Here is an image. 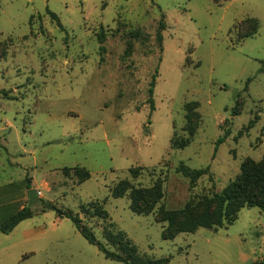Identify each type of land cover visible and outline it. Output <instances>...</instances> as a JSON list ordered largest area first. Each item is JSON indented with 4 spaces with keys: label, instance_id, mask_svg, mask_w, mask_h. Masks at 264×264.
I'll list each match as a JSON object with an SVG mask.
<instances>
[{
    "label": "rangeland",
    "instance_id": "374dc122",
    "mask_svg": "<svg viewBox=\"0 0 264 264\" xmlns=\"http://www.w3.org/2000/svg\"><path fill=\"white\" fill-rule=\"evenodd\" d=\"M263 68L264 0H0V221L29 207L28 187L42 194L34 218L0 232V264H117L71 220L42 213L41 200L79 214L105 245L103 222L80 207L108 200L111 222L139 253L170 264H264L257 208L217 233L163 239L164 212L221 193L247 159L264 161ZM181 163L209 173L192 186ZM75 167L91 175L81 186L63 174ZM134 168L144 169L136 181ZM121 181L164 192L140 193L151 215L131 211V193L111 197Z\"/></svg>",
    "mask_w": 264,
    "mask_h": 264
},
{
    "label": "trees",
    "instance_id": "16d2710c",
    "mask_svg": "<svg viewBox=\"0 0 264 264\" xmlns=\"http://www.w3.org/2000/svg\"><path fill=\"white\" fill-rule=\"evenodd\" d=\"M47 12L57 23L58 27L63 29L59 17L49 10ZM164 30L165 24L161 22L157 33V39L160 43L163 40L162 32ZM98 41L101 45L105 43L103 35H98ZM104 49L105 48L103 47L101 48L102 51H104ZM260 73H264V68L261 69ZM251 81V79L247 81L245 91L248 90V86ZM153 94L154 81L149 91V104L152 112L155 110ZM0 99H8L6 92H0ZM187 119H189V125L193 127L191 125L192 119L190 118L189 113ZM252 125L253 123H251L250 128ZM193 134L180 144L174 143L173 148L181 150L187 147L193 137ZM229 135V132H226L225 136L218 140L216 144V151L217 147L223 144L224 140ZM143 171V168H134L130 170V175L133 180H137L140 178ZM176 172L182 177L188 179L190 184L193 186L197 183V181L209 173V168L194 170L181 163L176 168ZM63 174L66 178H77V183L79 185L87 182L91 178L90 173L85 168L81 167L70 169L66 168L63 170ZM156 187L157 186L155 185L149 190H135L129 181H122L113 189V197L116 199L123 198L128 192H131L130 200L132 202V212L138 216H149L151 215V212L143 209L141 210V208L139 209L137 201L141 199L140 193L142 192H144L145 197L150 196V194L158 193L160 194L159 199H162L164 192L162 195L160 193V189L156 192V189H158ZM28 190H30V187H28ZM41 203L43 205L42 213L46 211H53L56 212L59 218L71 220L77 231L89 244L97 247L107 259H110L118 264H169L171 262V258L153 259L140 254L138 248L134 245L128 235L123 231H120L116 225L111 222L108 212L105 210L104 206L98 202H92L81 206L80 212H82V214L84 213V215H90L92 218H97L103 222V239L106 242V245L96 238L92 228L87 225L85 220L82 219L79 214H75L72 211L61 210L54 204L45 203L42 200ZM201 208H203L204 214L196 218L195 213ZM245 208H257L264 215V161L256 163L247 159L242 164L241 173L236 180L230 183L221 193L215 194L211 198L200 197L196 203L187 204L185 209L180 212H164V220L170 227L175 224L178 213H181L185 219L181 226H179L175 231L170 230V227H163V239L165 241H172L180 234H194L200 229L212 230L217 233L221 229L232 226L238 220V215L241 210ZM34 216L35 214L29 207H24L20 211L0 221V232L4 235H9L20 223L31 219Z\"/></svg>",
    "mask_w": 264,
    "mask_h": 264
},
{
    "label": "water",
    "instance_id": "95a60500",
    "mask_svg": "<svg viewBox=\"0 0 264 264\" xmlns=\"http://www.w3.org/2000/svg\"><path fill=\"white\" fill-rule=\"evenodd\" d=\"M27 198H28V206L32 207L34 205H37L39 203V193L38 191L34 189H30L27 193Z\"/></svg>",
    "mask_w": 264,
    "mask_h": 264
},
{
    "label": "crops",
    "instance_id": "0c3cea01",
    "mask_svg": "<svg viewBox=\"0 0 264 264\" xmlns=\"http://www.w3.org/2000/svg\"><path fill=\"white\" fill-rule=\"evenodd\" d=\"M131 179H132V178H131ZM133 181H136V180H133ZM121 182H122V181H121ZM129 182H130V181H129ZM119 183H120V182H119ZM119 183H118V184H119ZM83 184H84V183H83ZM118 184H117V185H118ZM81 185H82V184H81ZM81 185H79V186H81ZM117 185H116V186H117ZM116 186H115V187H116ZM46 187L48 188L47 184H46ZM115 187H114V188H115ZM114 188H113V189H114ZM113 189H111V197H112V198H114V197H113ZM48 190H49V189H48ZM49 191H50V190H49ZM129 193H131V192H128L127 195H126L125 197H123V198H126V197L128 196ZM39 194L42 195L41 192H39ZM129 195H130V194H129ZM123 198H117V199H123ZM114 199H116V198H114ZM107 201H108V200H105V201L102 203V205L104 206V208H105V204H106ZM130 201H131V200H130ZM98 203H99V202H98ZM100 204H101V203H100ZM130 209H131V208H130ZM131 211H132V210H131ZM46 212H48V211H46ZM46 212H43V213H46ZM135 215H136V214H135ZM109 216H110V215H109ZM137 216H138V215H137ZM141 216H146V215H141ZM33 218H34V217H33ZM31 219H32V218H31ZM28 220H29V219H28ZM26 221H27V220H26ZM26 221H23L22 223H20V224L14 229L13 232H15V231L19 228V226H20L21 224L25 223ZM116 227H117V226H116ZM117 228H118V227H117ZM13 232H12V233H13ZM12 233H11V234H12ZM124 233H125V232H124ZM1 234H2V233H1ZM3 235H4V234H3ZM103 256H104V255H103ZM104 258H105L106 260H108V261H112V260H110V259H107L105 256H104ZM153 259H155V258H153ZM112 262H114V261H112ZM114 263H116V262H114ZM117 264H118V263H117ZM169 264H170V263H169Z\"/></svg>",
    "mask_w": 264,
    "mask_h": 264
},
{
    "label": "built area",
    "instance_id": "2783aa9c",
    "mask_svg": "<svg viewBox=\"0 0 264 264\" xmlns=\"http://www.w3.org/2000/svg\"><path fill=\"white\" fill-rule=\"evenodd\" d=\"M40 195V194H39Z\"/></svg>",
    "mask_w": 264,
    "mask_h": 264
}]
</instances>
